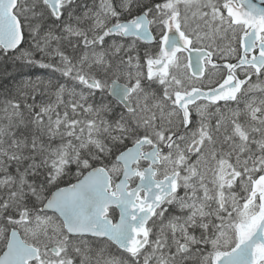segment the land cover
<instances>
[{
    "label": "snow or ice",
    "instance_id": "6c2138e0",
    "mask_svg": "<svg viewBox=\"0 0 264 264\" xmlns=\"http://www.w3.org/2000/svg\"><path fill=\"white\" fill-rule=\"evenodd\" d=\"M0 264H264V0H0Z\"/></svg>",
    "mask_w": 264,
    "mask_h": 264
}]
</instances>
